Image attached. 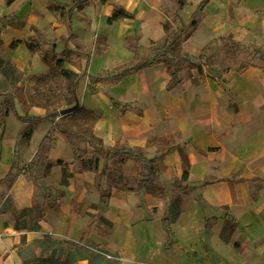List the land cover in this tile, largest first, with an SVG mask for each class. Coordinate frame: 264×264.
Returning <instances> with one entry per match:
<instances>
[{
    "label": "crops",
    "instance_id": "crops-1",
    "mask_svg": "<svg viewBox=\"0 0 264 264\" xmlns=\"http://www.w3.org/2000/svg\"><path fill=\"white\" fill-rule=\"evenodd\" d=\"M182 1L179 6V0H84L72 7L67 27L48 7L64 0H0V55L22 73L19 85L36 95L38 76L48 71L25 45L37 31L44 49H54L60 59L63 51L74 52L78 64L67 61L63 68L80 76L78 101L99 116L92 130L101 148L123 156L137 148L148 159L161 157L167 187L165 205L146 188L115 186L102 201L99 174L110 161L84 142H67L51 120L40 121L24 140L21 130L44 111L34 105L26 110L13 98L17 117L2 118L0 105V181L14 177L8 188L0 184V206L6 195L12 198L11 208L0 213V263L24 264L15 248L22 234L27 241L50 234L88 238L117 252L120 264H264V67L220 69L191 58L202 72L192 69L189 78L169 86L162 64L141 66L167 49L163 23L168 20L180 36L203 1L204 19L182 39L189 56L216 45L219 52L225 35H240L244 44L264 51V0ZM115 8L130 16L108 23ZM124 69V78L108 84ZM181 151L189 171L182 182ZM41 158L51 164L48 169L38 168ZM58 159L67 164L66 181ZM91 159H97L96 169L83 171ZM37 185L48 191L40 196L43 219L36 231L17 230L16 213L32 206ZM180 193L185 208L167 232L168 201ZM229 216L237 228L223 242L219 234Z\"/></svg>",
    "mask_w": 264,
    "mask_h": 264
},
{
    "label": "trees",
    "instance_id": "trees-1",
    "mask_svg": "<svg viewBox=\"0 0 264 264\" xmlns=\"http://www.w3.org/2000/svg\"><path fill=\"white\" fill-rule=\"evenodd\" d=\"M14 0H6V3H11ZM65 3L60 2H51L48 7L53 12L58 14L59 20L65 26L69 27L72 21V7L79 6L84 0H64ZM179 6L183 4L182 0L178 2ZM207 4V1H203L196 9L195 13L191 17V21L189 23L190 31L184 36H177L173 31L174 27H172L171 23L166 20L163 23L162 27L164 28L167 40H169V45L167 46L166 52L163 53H155L153 56V60L150 62H143L141 66L150 67L155 63H160L163 65V69L166 72L167 80L169 86H173L174 84L181 83L185 78H189L191 75L192 69H197L199 72L201 70V63L194 62L191 59V56L182 48V39L190 36L196 26L204 19V8ZM112 16L109 17L108 23L120 18V17H129L130 14L125 12L122 9H114ZM5 25V21L0 22V28ZM2 41L0 39V45ZM15 43H12L11 46L14 47ZM25 45L28 47V50L32 54H36L39 56L40 60H42L48 66V72L53 74L55 77L59 78L62 84V92L64 93V101L66 104L64 106H59L57 108H53L52 112H47L48 105L46 104H32L31 106H41L45 109L44 115L32 117L29 122L25 125V127L21 130L20 136L24 140H29L31 131L33 128L43 120H54L57 116H59V122L57 123V129L61 132L67 142L71 143H85L88 147L93 149V152L100 151L102 147V140L94 135L92 130V126L94 122L99 118L92 111L84 108L83 105L78 101V82L80 76L73 72L70 69H64L63 65L65 62L70 61L74 64H78V56L72 51H63L60 55L64 56V60L60 59L55 52L54 49L52 51H47L44 49L41 43V37L37 39L34 37H28L25 40ZM261 67L258 63H248L245 67ZM127 67V64L121 65V68ZM128 69H124L122 73L115 75L113 78L108 80V84H114L119 82L125 75L128 73ZM44 74H40L38 76V80L43 78ZM23 75L17 69L14 63L10 61V58L6 56L0 55V93L3 95L0 101L1 105V114L2 118L13 113L16 117L17 114L14 111L13 98H16L19 104L25 105V100L23 99L22 93H25L27 97L32 101L34 99L44 98L45 94H41L39 96H35L31 91L23 89L19 83L22 80ZM37 80V82H38ZM36 82V84H37ZM34 85V89L36 90L39 86ZM59 95L56 96L58 98ZM78 104L77 108L69 111L68 113L59 114L61 109L68 108L75 104ZM76 117H84L91 121V127L89 131L79 128L75 122L73 121ZM135 152H141L140 149H134ZM85 152V151H84ZM180 156L182 157L183 164V174L180 182L185 181L188 177L189 171L188 167V158L185 154L180 152ZM45 159H39L38 168L46 163ZM139 158L134 159V165L131 167L130 174L124 177L123 186L127 187V189L122 188L124 190H132V191H140L142 188L148 189L155 197L163 198V186L160 184H154L152 180L149 179L148 174H144V167L139 165ZM147 162L152 165L160 164L161 157H156L152 159H148ZM57 163L62 165V174L63 181H66L68 173H66L67 164L58 159ZM51 166L50 163L45 164V170ZM97 167V159L89 160L88 162H84L82 164L81 169L84 170H92ZM162 167V165H161ZM39 170V169H38ZM40 171H38V175H40ZM153 172L154 169L152 167L148 168V172ZM114 173L120 174L119 171H113ZM112 175V174H110ZM107 173V168L102 170L99 174V185L98 188L101 193V200L105 201L106 198L110 194V186L108 190H104L101 188V183L104 176H107L106 182L111 179ZM138 176H141L138 179ZM14 177L11 174H8L4 180L0 181V184H6V188H8L13 181ZM36 186V179L34 176L31 177ZM175 183H179L173 177ZM133 184V185H131ZM171 203L167 209V216L163 219L165 223V230L167 229L173 222L177 220L180 216V213L184 210V203L179 197H173L171 199ZM12 198L10 195H6L3 198V202L0 206V213H5L11 208ZM44 214V206L43 204H39L38 201L34 198L32 200V206L26 209H22L17 211L15 219V227L20 231H36L39 228V223L43 219ZM236 222L233 217H225L222 224V229L220 231L219 237L223 242H228L231 234L234 232L236 227ZM17 250V254L21 262L24 264H78L79 261H88V264H120V259L118 253H112L108 248L98 245L92 242L90 239L86 238L83 241H70V240H60L54 239L50 234H44L41 239L28 240L25 237V234L21 235L20 241L15 245ZM2 264V263H0Z\"/></svg>",
    "mask_w": 264,
    "mask_h": 264
},
{
    "label": "rangeland",
    "instance_id": "rangeland-1",
    "mask_svg": "<svg viewBox=\"0 0 264 264\" xmlns=\"http://www.w3.org/2000/svg\"><path fill=\"white\" fill-rule=\"evenodd\" d=\"M173 14V13H172ZM170 15L173 17L176 15L175 13L173 15ZM174 27V26H173ZM180 32L182 31V25L175 26ZM175 29V28H174ZM190 27L188 25V28L180 35L184 36L188 33ZM175 32V30H173ZM177 33V31H176ZM43 36L41 32L36 33L35 38ZM240 36V35H239ZM239 36H231V35H225L222 41V50L220 49L219 52L216 49L218 48V45L210 48V49H203L201 52L196 54L194 60L197 58L201 63L203 64H209L211 62H214L217 67L220 69H225V67L228 68H234L237 70H240V68L245 67L248 63H258L261 67H264V51L260 50L256 45H246L243 43L242 40L239 39ZM208 50H213V53L208 52ZM166 52V50L164 51ZM216 53V54H215ZM216 56H215V55ZM121 68V67H120ZM124 68V67H123ZM122 68V69H123ZM44 77L40 78L37 82V86L41 88V91L39 93H36L35 96H39L41 94H45L44 98L34 99L30 100L25 93H22L23 99L26 101L24 108L26 110H29L32 104H46L48 105L47 112H52L53 108H57L59 106H64L66 102L64 101V93L62 92V84L59 78L55 77L53 74L49 73L48 71L43 73ZM59 95L58 98L56 96ZM30 106V107H29ZM41 107V106H40ZM43 113L41 115H44L46 112L43 107ZM39 115V116H41ZM52 122H56V128L57 123L60 121L59 116H57L54 120H51ZM75 124L84 130L89 131L91 127V121L84 117H76L74 120ZM157 143V142H155ZM164 145V143L159 142ZM92 149V148H91ZM93 150V149H92ZM117 150H104L100 148V151L97 152L101 155L105 156V158L110 161V167L107 168V173L111 176V179L106 182L107 176H104L102 180V187L105 188L104 190H108V187H120L125 188L127 187L123 186L124 177L127 176V174H130L131 171V165H128V159L130 158L132 161L135 158H139V165L143 166V172L144 174L149 175V179L152 180L154 184H160L163 186V205L166 204V189L165 182L161 180V175H163V168L161 167V164L152 165L147 162L148 158L146 155V152L144 150H141V152H135L134 150L128 151L124 156L119 154V152H116ZM96 153V152H95ZM131 153V154H130ZM152 167L154 169L153 172H148V168ZM113 171H119L120 174L114 173ZM141 176H138V179H140ZM133 185V184H131ZM37 193H36V200L40 204V196L45 195L48 191L45 189L42 185H37ZM148 190V189H147ZM180 190V189H176ZM142 191V189L140 190ZM181 192V191H180ZM181 200L184 201V193L177 194V196ZM172 201V200H171ZM171 201H168L169 204Z\"/></svg>",
    "mask_w": 264,
    "mask_h": 264
},
{
    "label": "water",
    "instance_id": "water-1",
    "mask_svg": "<svg viewBox=\"0 0 264 264\" xmlns=\"http://www.w3.org/2000/svg\"><path fill=\"white\" fill-rule=\"evenodd\" d=\"M77 106H78V104L76 103V104L73 105V106H70V107L65 108V109H61V110L59 111V114L62 115V114L68 113L69 111H72V110L76 109Z\"/></svg>",
    "mask_w": 264,
    "mask_h": 264
}]
</instances>
